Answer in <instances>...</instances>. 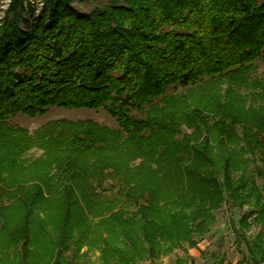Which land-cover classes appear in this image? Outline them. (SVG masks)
I'll return each mask as SVG.
<instances>
[{
  "label": "trees",
  "instance_id": "trees-1",
  "mask_svg": "<svg viewBox=\"0 0 264 264\" xmlns=\"http://www.w3.org/2000/svg\"><path fill=\"white\" fill-rule=\"evenodd\" d=\"M69 1L34 14L10 0L0 19V264L154 260L196 247L223 201L251 208L235 264L264 263V101L236 91L264 96V0H108L95 14ZM52 105L103 107L118 127L60 118L28 134L8 120ZM182 125L203 135L177 138ZM32 146L43 157L24 165Z\"/></svg>",
  "mask_w": 264,
  "mask_h": 264
},
{
  "label": "rangeland",
  "instance_id": "rangeland-1",
  "mask_svg": "<svg viewBox=\"0 0 264 264\" xmlns=\"http://www.w3.org/2000/svg\"><path fill=\"white\" fill-rule=\"evenodd\" d=\"M33 5L34 14H37L42 6L41 0H29ZM10 0H0V19L7 9ZM108 4V0H70L69 5L83 13H96V9H105ZM28 16V11L25 10L23 17ZM19 26L24 29V22L19 21ZM257 69L252 74V78H258L264 85V64L262 61L258 60ZM182 86L176 84L174 87L171 86L170 90L177 92L180 91ZM236 91L242 94L245 98L246 104H254L256 100V105L261 104L264 101V96H256L257 92L261 91L260 87L254 86L252 83L251 88H238ZM264 91V89H263ZM247 92H253L254 95L250 98V94ZM264 93V92H263ZM130 113L132 115L140 116L136 109H131ZM60 118H66L69 120H84L90 119L101 125H106L111 128H117L118 123L116 118L111 115L105 108H73V107H63L52 105L44 109V111L34 114L27 115L21 111L16 112L13 116L9 117L8 120L15 126L22 127L27 130L28 134H33L40 126L43 124ZM195 132V133H194ZM194 133L195 136H202L203 129L200 127L197 131L195 127H188L182 125L179 132L177 133V138H181L185 135ZM43 157V150L32 146L29 148L21 157L24 165H28L30 162H35ZM139 160H136L138 162ZM255 164L262 169L264 166L259 160ZM255 182L262 185L264 182V176H255ZM264 193V189H263ZM251 209L248 205L243 208L231 207L225 201L214 211L215 223L211 229L203 235H195L197 240L196 247H190L188 244L184 243L176 247L173 251L168 254L161 255L159 258L154 260L139 261L135 264H174L176 258L184 257L187 259L186 264H207L206 261L212 255L217 253H222L224 255V263L235 264L236 261L241 260L247 255L245 245L243 241L236 240V231L239 226L240 217L247 213ZM254 215L248 218L250 222L245 229L248 234H255L259 230V225L253 222ZM203 251L204 253H201ZM207 258V259H206ZM98 252L91 253L87 258L81 261V264H98ZM246 264V263H244ZM264 264V263H261Z\"/></svg>",
  "mask_w": 264,
  "mask_h": 264
}]
</instances>
